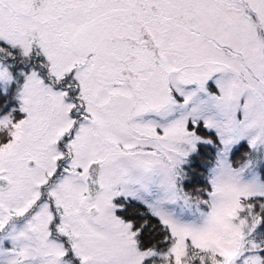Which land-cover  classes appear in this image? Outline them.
Segmentation results:
<instances>
[{
  "label": "rangeland",
  "instance_id": "obj_1",
  "mask_svg": "<svg viewBox=\"0 0 264 264\" xmlns=\"http://www.w3.org/2000/svg\"><path fill=\"white\" fill-rule=\"evenodd\" d=\"M222 1L218 10L173 0V30L154 28L156 46L148 39L155 53L142 45L145 35L119 44L103 37L117 0L67 10L61 3L33 18L0 8V34L18 47L16 57L0 54V170L11 180L0 190V264H144L155 252L138 246L137 231L117 212L119 198L141 200L170 226L166 261L262 264L255 232L262 219L240 209L243 197L264 193V0ZM202 142L205 159L217 142L213 163L187 172ZM58 157L59 168L81 166L84 174L102 160L96 201L84 197L78 169L48 184ZM56 205L63 213L52 222ZM60 221L73 229L72 242L51 236H63ZM194 243L211 256L195 262Z\"/></svg>",
  "mask_w": 264,
  "mask_h": 264
},
{
  "label": "flooded vegetation",
  "instance_id": "obj_2",
  "mask_svg": "<svg viewBox=\"0 0 264 264\" xmlns=\"http://www.w3.org/2000/svg\"><path fill=\"white\" fill-rule=\"evenodd\" d=\"M202 4H213V6L220 10V6L216 5V3H223L222 0H201ZM210 1V2H209ZM82 2H84V0H43L42 3L39 5V7L33 11V12H25V11H19L17 10L15 7H12L11 5H9L5 0H0V8L4 9V11L8 14L14 15L15 17L18 16H22V17H29V18H33L36 17L38 12L42 9V8H47V9H54L60 6L61 3H63V7L62 9L67 10L68 7L74 6L77 3L81 4ZM91 3H93V6L97 3V0H90ZM216 2V3H215ZM117 4H112L109 3L106 13L105 14H109L107 16V18L105 19V21L103 22V24H105L104 26V30L106 31L108 29V32L104 31V35L103 37L109 39V40H113V43H118V39L121 40H127V38H130L131 36L129 34H132V39L133 38H141L145 35V37H147L145 39L144 42H142L143 46H147L146 50L148 52H153L155 53V51L150 47V42L148 41V39L153 42V44L156 46V36L159 33H156L154 28L157 29V26L160 25H166L168 26L171 30H173V0H117L116 2ZM224 4V3H223ZM164 7V9L162 8V6ZM166 6V7H165ZM61 9V10H62ZM59 10V8H58ZM10 15V17H12ZM184 21H190L187 24H194V21L190 20H184ZM108 24H110V26H108ZM132 32V33H131ZM120 33H122L121 35H119ZM173 34V32H171ZM198 33V32H197ZM36 37V36H35ZM128 41V40H127ZM119 44V43H118ZM117 44V45H118ZM5 45L4 48L10 47L11 51L13 52L12 56L10 57H16V52L12 49L13 46H15L14 44H11L9 42V40L5 39L4 37L1 36L0 34V54H1V49L2 46ZM17 47V46H15ZM127 47H129V44H127ZM34 49V51L37 52V54L39 55V51L37 48H40L37 45H34L32 47ZM144 50V51H146ZM131 50H128V55L130 54ZM40 56V55H39ZM46 59V58H45ZM124 63L129 65V59H123ZM50 62V61H49ZM34 65H36L34 62L32 63ZM30 64L29 66H34ZM94 68L97 66V62L94 61ZM27 65V64H25ZM24 65V66H25ZM23 66V67H24ZM124 66H119L117 69L119 70H124ZM60 82H63L62 80H60ZM70 83H74V82H70ZM71 114L74 115V113L72 112ZM80 116V117H79ZM85 116H89L88 113H82V115L80 113H77V119H82ZM79 120H76L79 121ZM73 130V129H72ZM72 135V133H67L66 137L70 138ZM62 142V140L58 141V145ZM67 152L69 154V156L73 155L72 149L69 147L67 149ZM67 158V156H66ZM61 161V157H58L55 163V166L51 169L52 171L48 172V176H47V182L48 184H50L51 186L54 185L61 177L64 178L67 175H71V174H76L77 170H79V174L78 177H81L83 175L84 177V182L85 185L87 187V191H88V186H87V174H84V167L82 168L81 166H72L71 164H65V166H63V168H59L58 162ZM92 161H97L99 162V170L97 173V177L98 175L100 176V186L99 188L103 187V183L102 180L105 177V172L103 170V162L98 161V160H91L87 167H88V171H89V167L90 164L92 163ZM28 163L30 165H34L36 163V161L33 159L32 161ZM0 182L1 183H6V185L4 184H0V190L1 189H5L7 188L10 184H11V180L9 179V177H7L6 175L1 173L0 170ZM102 183V184H101ZM71 188L73 190V192H75V187L73 183H70ZM43 186H40V188H42ZM97 189L96 193L94 196H88L87 197V192L84 194V197H86L88 199V201H96L97 196L100 193V189ZM89 194V191H88ZM47 198V197H46ZM52 204H60L58 202L54 201V198L52 200ZM62 205V204H61ZM98 207L94 206V204H92L91 207V211L95 213V211L97 210ZM63 213V209L62 206L60 205H56V207L54 208V212H52V222H56L59 219V214ZM60 224L62 225V227L60 228V232L63 233V236H59L58 231H54L56 233V235H54V233L51 234L52 237L56 238L59 241L62 240H71V234L75 235L73 232V229L71 228V226L67 223V222H63ZM32 231L34 234H36L35 232H37V227L32 228ZM74 256L71 258L73 259Z\"/></svg>",
  "mask_w": 264,
  "mask_h": 264
},
{
  "label": "trees",
  "instance_id": "obj_3",
  "mask_svg": "<svg viewBox=\"0 0 264 264\" xmlns=\"http://www.w3.org/2000/svg\"><path fill=\"white\" fill-rule=\"evenodd\" d=\"M5 45L2 46L1 53L8 54L7 56L10 58L13 52L10 47L4 48ZM13 50H16V54L18 52V47L13 46ZM10 105L14 106V114H17V110H20V101L15 96H12L9 100ZM9 109H12L11 106H6ZM18 107V108H16ZM16 117L15 115H11ZM197 126L203 129V135H210L212 138L215 137L216 133L214 130L206 129L208 126L197 124ZM195 130L199 129L195 127ZM206 143H199L197 150L194 154H192L186 164L185 168L187 172L192 174H201L205 171L206 165L209 161L213 163V159L215 158V154L217 152V142L208 143L209 149L212 151L210 154L201 153L200 149L205 146ZM264 177V172H263ZM244 200L243 206L244 208L240 209L242 215L246 214L248 211L254 218H261V222L257 225L255 232L261 243H264V193L260 194H252L249 196H245L242 198ZM118 214L121 216L123 220H127L131 223L132 228L136 232L135 238L138 246L143 250H153L155 254L153 256L147 257L144 261V264H174L175 259L168 258V261L165 259L167 257L160 256L162 251L167 249V245L174 241L175 234L170 229V226L162 221L155 213H153L150 208L143 203L141 200H136L135 198H128V200H124L119 198L118 205ZM188 244H191L188 239ZM194 250L193 254L198 257L195 262L200 261L203 257L209 258L211 255L206 248H203L197 244L192 245ZM260 255L262 257V264H264V248L260 251Z\"/></svg>",
  "mask_w": 264,
  "mask_h": 264
},
{
  "label": "water",
  "instance_id": "obj_4",
  "mask_svg": "<svg viewBox=\"0 0 264 264\" xmlns=\"http://www.w3.org/2000/svg\"><path fill=\"white\" fill-rule=\"evenodd\" d=\"M9 5L17 8L18 10L32 12L37 9L43 0H5ZM98 173V163L92 162L89 167V174L87 176L86 182L88 186V191L90 195H94L95 190L100 186L97 178ZM0 184H4L1 183Z\"/></svg>",
  "mask_w": 264,
  "mask_h": 264
}]
</instances>
